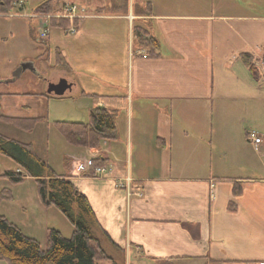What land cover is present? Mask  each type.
<instances>
[{
    "label": "crops",
    "instance_id": "0c3cea01",
    "mask_svg": "<svg viewBox=\"0 0 264 264\" xmlns=\"http://www.w3.org/2000/svg\"><path fill=\"white\" fill-rule=\"evenodd\" d=\"M65 4L86 13L74 34L59 24L50 27L47 46L38 53L62 68L50 78L68 80L69 98L92 99L90 111L95 102L87 94L126 98L115 136L100 148L63 141L65 171H57L70 175L110 237L99 235L108 256L100 263L115 260L110 249L138 264H264L263 139L251 142L259 162L233 158L216 141L217 129L229 132L244 124L235 112L216 114L217 101L221 80L242 86L238 73L227 69L233 55H239L241 71V54L263 57V51L253 53L249 25L262 16L247 15L240 0ZM134 25L159 40L158 55L138 47ZM48 80H20L22 90L8 93L66 99L48 96ZM83 156L101 157L112 170L105 176L79 174L75 159ZM127 175L132 181L120 186Z\"/></svg>",
    "mask_w": 264,
    "mask_h": 264
},
{
    "label": "rangeland",
    "instance_id": "374dc122",
    "mask_svg": "<svg viewBox=\"0 0 264 264\" xmlns=\"http://www.w3.org/2000/svg\"><path fill=\"white\" fill-rule=\"evenodd\" d=\"M46 1L18 0L13 3L9 10L3 11L0 8V92H2L0 115L40 116L42 118L30 131L0 119V134L23 143H31L39 157L48 161L56 171H65V168L61 166L63 164L62 153L66 152V149L63 148V141L74 147L80 146L68 143L55 122L56 120L89 121L92 99L69 98L67 95L71 94L72 96L73 93L68 90L65 93L66 95H63L66 99L49 97L41 99L37 98L38 95L23 92L9 94L8 91H21L23 86L20 80H48L52 72L62 69L54 61L41 57L38 53L39 50L47 46L46 42L48 40V36L41 39L40 33L47 26L49 31L57 19H64L55 15L59 14L58 11L61 10L65 2L72 1L88 8L104 6L110 0H49L48 5H45L43 11L39 12L38 6ZM240 1L245 3L247 15L251 17L262 16L261 21L251 20L249 24L252 32L251 36L253 37V53L259 54L264 50V0ZM48 6L52 8L51 11H49ZM85 13L83 12V14ZM34 17H37L40 21L38 26L35 23L37 19ZM53 17L56 20H52ZM49 39L52 44L53 34ZM237 57L239 55L232 56L229 64H227V69H232L238 73L242 86H237L239 84H236L237 80H221L219 93L222 99L217 101L216 114L221 110L225 113L226 111L235 112L244 119V124L242 128L241 126L235 127L229 132H221L217 129L216 141L219 142L220 147H225L227 152L234 156L233 158L259 162L260 157L257 155V149L247 138V132L255 130L262 135L263 143L260 150L264 152L263 58L258 59L261 67L257 73L259 78L255 79L240 61L238 62L242 64V71L237 67ZM24 63L30 64L31 67L22 70ZM230 64L233 65L230 67ZM61 66L65 67L64 65ZM224 73L226 76L228 75L227 70ZM243 77H246L247 80H243ZM6 80H11L12 83L8 84ZM13 80L18 81L14 82ZM26 87L34 89L33 84H28ZM223 95L225 96L222 97ZM192 108L207 109V107L196 106ZM244 142L251 145H244ZM86 157L83 156L75 160H83ZM18 167L20 166L12 158L0 152V191L4 189L11 191V196L0 198V213L19 225L25 234L36 237L43 247L47 245L49 228H59L65 237H70L74 231V225L55 205H45L42 202L35 178L26 177L21 182H14L3 175L7 170H16ZM21 170L25 171L22 167ZM99 235H102V233L99 232ZM109 251L115 257V260L113 262H102L103 264H138L120 251H111L110 249ZM0 264H9V262L0 259Z\"/></svg>",
    "mask_w": 264,
    "mask_h": 264
},
{
    "label": "trees",
    "instance_id": "16d2710c",
    "mask_svg": "<svg viewBox=\"0 0 264 264\" xmlns=\"http://www.w3.org/2000/svg\"><path fill=\"white\" fill-rule=\"evenodd\" d=\"M15 1L18 0H0V8L3 11L9 10ZM48 2L49 0L40 4L38 11L42 12ZM48 7L51 11L52 8ZM65 7L66 4H63L58 11L59 14L65 10ZM52 20L56 18L53 17ZM56 24L66 27L70 24V20L57 19L53 25ZM133 32L138 47L148 48L151 56L159 54L160 42L147 28L134 25ZM58 56L60 59V54ZM241 59L253 77L259 78L257 74L261 67L259 58L251 53H243ZM87 95L95 102L90 111L89 121L56 120L55 123L70 143L88 148H100L103 140L115 136L117 112L125 106L126 98L124 95ZM0 119L30 131L42 118L0 115ZM0 152L12 158L20 166V170H7L4 176L14 182H21L26 177L35 178L42 202L45 205H55L74 225L70 237H65L57 228H49L47 245L43 247L36 237L25 234L19 225L0 213V259L7 260L9 264H100L101 259L108 258L98 232L108 239L110 237L99 225L88 198L79 191L69 174H59L48 161L35 153L31 143H23L2 134H0ZM96 162L106 163L101 157L97 158ZM6 196H11L10 190L0 191V198Z\"/></svg>",
    "mask_w": 264,
    "mask_h": 264
},
{
    "label": "built area",
    "instance_id": "2783aa9c",
    "mask_svg": "<svg viewBox=\"0 0 264 264\" xmlns=\"http://www.w3.org/2000/svg\"><path fill=\"white\" fill-rule=\"evenodd\" d=\"M79 11L80 10L76 4H68L65 7L64 13L55 16L60 18H68L70 20L71 26L69 25L67 27V30L69 33L74 34L78 30L79 22H77V20L79 21V19L84 17V14L80 13ZM47 27L45 30H43L40 33L41 39L46 38L48 36L49 31ZM262 66L264 67V58L262 59ZM247 138L254 144L261 143L263 139L262 135L255 130H249L247 132ZM96 160L97 157H90L83 160H78L75 162L74 169L79 174L82 173V174L95 175V176H105L112 170V167L110 165L106 163L98 164ZM131 181L132 178L129 175H127L125 178L120 179L118 184L120 186H124L126 184H129Z\"/></svg>",
    "mask_w": 264,
    "mask_h": 264
},
{
    "label": "water",
    "instance_id": "95a60500",
    "mask_svg": "<svg viewBox=\"0 0 264 264\" xmlns=\"http://www.w3.org/2000/svg\"><path fill=\"white\" fill-rule=\"evenodd\" d=\"M27 67H31V65L24 63L22 70H25ZM69 88L70 83L65 77H53L48 80L47 93L53 96H63Z\"/></svg>",
    "mask_w": 264,
    "mask_h": 264
}]
</instances>
